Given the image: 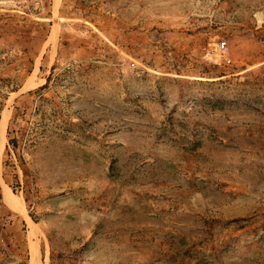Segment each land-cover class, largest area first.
Segmentation results:
<instances>
[{
  "label": "rangeland",
  "instance_id": "obj_1",
  "mask_svg": "<svg viewBox=\"0 0 264 264\" xmlns=\"http://www.w3.org/2000/svg\"><path fill=\"white\" fill-rule=\"evenodd\" d=\"M37 263L264 264V0H0V264Z\"/></svg>",
  "mask_w": 264,
  "mask_h": 264
},
{
  "label": "bare ground",
  "instance_id": "obj_2",
  "mask_svg": "<svg viewBox=\"0 0 264 264\" xmlns=\"http://www.w3.org/2000/svg\"><path fill=\"white\" fill-rule=\"evenodd\" d=\"M51 40H53V39H51ZM6 114V113H5ZM6 199L9 201V202H11V200H10V198L9 197H6ZM12 203V202H11ZM13 204V203H12ZM14 205V204H13ZM15 207H17V206H15ZM17 209L18 210H20L18 207H17ZM34 237V236H33ZM31 249L30 250H32L31 252H32V257H33V259L35 260L36 258H37V252H36V249H35V246L32 244V247H30ZM37 248V247H36ZM38 251V250H37ZM34 260H32V262L34 261ZM36 262H37V260H36ZM38 264V263H37Z\"/></svg>",
  "mask_w": 264,
  "mask_h": 264
}]
</instances>
